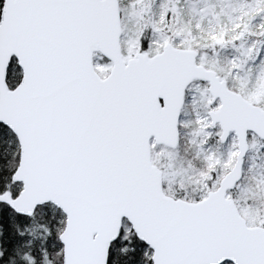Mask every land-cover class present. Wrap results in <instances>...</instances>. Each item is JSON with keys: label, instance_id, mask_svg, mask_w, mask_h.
<instances>
[{"label": "snow or ice", "instance_id": "snow-or-ice-1", "mask_svg": "<svg viewBox=\"0 0 264 264\" xmlns=\"http://www.w3.org/2000/svg\"><path fill=\"white\" fill-rule=\"evenodd\" d=\"M0 264H264V0H0Z\"/></svg>", "mask_w": 264, "mask_h": 264}]
</instances>
